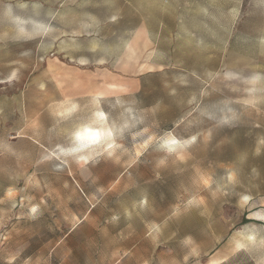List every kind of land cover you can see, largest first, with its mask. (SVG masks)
<instances>
[{
  "label": "rangeland",
  "instance_id": "rangeland-1",
  "mask_svg": "<svg viewBox=\"0 0 264 264\" xmlns=\"http://www.w3.org/2000/svg\"><path fill=\"white\" fill-rule=\"evenodd\" d=\"M212 261L264 264V0H0V264Z\"/></svg>",
  "mask_w": 264,
  "mask_h": 264
},
{
  "label": "clouds",
  "instance_id": "clouds-1",
  "mask_svg": "<svg viewBox=\"0 0 264 264\" xmlns=\"http://www.w3.org/2000/svg\"><path fill=\"white\" fill-rule=\"evenodd\" d=\"M113 139V132L110 131L106 127H101V126H95V127H83L76 131L74 133V141H75V146L70 148L69 151L71 152H79L82 148L87 147L88 145H94L98 141L101 140H107L109 141V148L113 147V144L110 142ZM186 143V142H185ZM179 145V141L177 139H169L163 142L161 145L162 150L166 154H176L177 159H183L184 156L176 151L177 146ZM118 146V145H117ZM142 148L144 147L143 145L141 146ZM109 156H112L111 152H108ZM139 155V153H138ZM164 160L161 159L158 163L159 165L164 164ZM227 179L229 182H232L235 180V174L234 173H229L227 176ZM208 181L205 180V184H207ZM247 242H251L253 240V237L251 235L247 236L245 238ZM245 240H241L237 243L238 248H245L246 243L244 242Z\"/></svg>",
  "mask_w": 264,
  "mask_h": 264
},
{
  "label": "bare ground",
  "instance_id": "bare-ground-1",
  "mask_svg": "<svg viewBox=\"0 0 264 264\" xmlns=\"http://www.w3.org/2000/svg\"><path fill=\"white\" fill-rule=\"evenodd\" d=\"M214 263H215V261H212V262H211V264H214Z\"/></svg>",
  "mask_w": 264,
  "mask_h": 264
}]
</instances>
